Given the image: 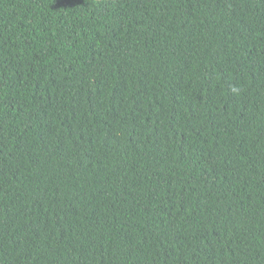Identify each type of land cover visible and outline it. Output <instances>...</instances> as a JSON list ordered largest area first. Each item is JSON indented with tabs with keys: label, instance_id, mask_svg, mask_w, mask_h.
Segmentation results:
<instances>
[{
	"label": "trees",
	"instance_id": "obj_1",
	"mask_svg": "<svg viewBox=\"0 0 264 264\" xmlns=\"http://www.w3.org/2000/svg\"><path fill=\"white\" fill-rule=\"evenodd\" d=\"M0 264H264V0H0Z\"/></svg>",
	"mask_w": 264,
	"mask_h": 264
}]
</instances>
